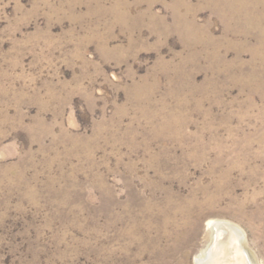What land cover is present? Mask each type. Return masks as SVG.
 Returning <instances> with one entry per match:
<instances>
[{
  "label": "rangeland",
  "instance_id": "374dc122",
  "mask_svg": "<svg viewBox=\"0 0 264 264\" xmlns=\"http://www.w3.org/2000/svg\"><path fill=\"white\" fill-rule=\"evenodd\" d=\"M217 219L264 264V0H0V264H195Z\"/></svg>",
  "mask_w": 264,
  "mask_h": 264
},
{
  "label": "bare ground",
  "instance_id": "6f19581e",
  "mask_svg": "<svg viewBox=\"0 0 264 264\" xmlns=\"http://www.w3.org/2000/svg\"><path fill=\"white\" fill-rule=\"evenodd\" d=\"M210 241L195 257V264H252L238 226L224 220H209Z\"/></svg>",
  "mask_w": 264,
  "mask_h": 264
}]
</instances>
